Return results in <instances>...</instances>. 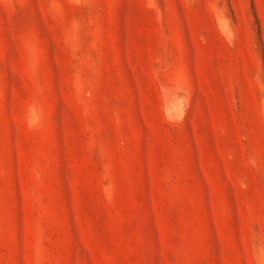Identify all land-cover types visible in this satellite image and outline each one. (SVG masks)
<instances>
[{
  "label": "rangeland",
  "instance_id": "rangeland-1",
  "mask_svg": "<svg viewBox=\"0 0 264 264\" xmlns=\"http://www.w3.org/2000/svg\"><path fill=\"white\" fill-rule=\"evenodd\" d=\"M0 264H264V0H0Z\"/></svg>",
  "mask_w": 264,
  "mask_h": 264
}]
</instances>
